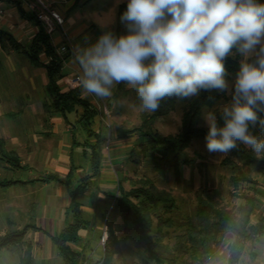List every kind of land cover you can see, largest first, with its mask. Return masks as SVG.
<instances>
[{
  "label": "rangeland",
  "instance_id": "1",
  "mask_svg": "<svg viewBox=\"0 0 264 264\" xmlns=\"http://www.w3.org/2000/svg\"><path fill=\"white\" fill-rule=\"evenodd\" d=\"M51 1L55 11L63 19V30L70 40L66 52L59 54L57 49L63 45L61 30L55 27V31L51 35L48 34L56 55L62 61L65 60L63 64L65 75L58 81L65 83L66 79L81 74L76 61L78 49L94 44L105 32L110 31L116 36L127 33V23L118 20L117 11L119 5L127 3L128 0H80L79 5L71 11L69 9L75 0ZM2 8L8 12L11 7L3 5ZM20 30L23 32L21 43L26 44L31 34L25 28ZM225 78L231 88L234 78L230 75H226ZM46 82L44 70L31 67L23 55L8 57L0 51V137L4 140L7 151L11 154L15 152L17 155L19 159L17 164L24 167L21 170H12L13 166L0 160V179L43 180L48 174L58 175L62 179L68 172L69 163L64 159L68 155L71 137L79 143L87 141V133L76 122V114H68L65 121L58 118L59 116L50 117L44 112L43 103L48 100L45 92ZM67 86V89L71 90L80 89L82 99L91 103L95 110V119L90 126L104 139L101 145V166L95 174L87 159L83 158L80 147L72 154L73 162L77 165L76 177H85L90 187L81 198L83 202L81 210L89 222V227L80 232L82 241L71 245L88 259L89 263L84 264L104 263L107 215L118 197L119 185L125 191L130 190V182L126 178L134 177L135 172L150 176L159 188L172 191L178 203L175 222L186 212H191L195 203L194 193L200 187H220V194L225 202L234 208L242 201L231 198L230 192L244 196L253 195L257 189L264 194V181L261 179L241 183L237 189L232 187L229 183L230 171L222 165L226 154L209 153L206 148V136L191 140L184 151V157L189 159L190 163L180 168L178 177L168 173H154L151 168L146 167L141 156L135 157L130 153L140 151L137 145L143 142V138L138 137L143 125L142 115L151 114L140 110L136 90L126 83H120L114 87L110 99L101 100L94 95L83 94L79 86ZM229 102L221 100L211 107L202 108L199 127L208 132L206 115ZM181 116V108L177 106L166 116L155 119L151 128L164 137L175 135L181 125ZM53 119L57 121H52ZM57 122H60V127H57L54 133L53 126L56 124L59 126ZM88 140L94 143L93 137ZM83 147L85 148V144ZM85 150L90 152L88 148ZM37 182L39 183L35 185L0 188V241L8 232V228L22 230L30 223L38 227L26 233L23 237L24 244L20 245V248L15 245L0 248V264H23L21 257L28 244L31 245L34 257L33 262L29 264H63L51 237L66 225L65 210L69 205V197L65 187L58 183L49 182L43 185V181ZM258 198L261 204L257 212H260L264 208V195H258ZM32 208L35 209L33 221L30 219L33 214ZM255 220L256 217H253V221ZM173 230L175 229H170V232ZM228 242L229 236L221 241L216 253L218 264H226L225 245ZM247 247L241 264H264V238L248 244ZM122 252V255L112 257L109 264H143L136 258V250L131 242L123 247Z\"/></svg>",
  "mask_w": 264,
  "mask_h": 264
},
{
  "label": "trees",
  "instance_id": "2",
  "mask_svg": "<svg viewBox=\"0 0 264 264\" xmlns=\"http://www.w3.org/2000/svg\"><path fill=\"white\" fill-rule=\"evenodd\" d=\"M75 0L69 11L79 5ZM23 19L37 27L34 37L26 44L18 42L10 33L0 30V49L3 52L22 53L35 66H42L47 75L45 92L48 96L43 104L45 113L50 116H61L66 119L68 114H76L77 124L87 133L85 148L86 159L94 174L99 171L102 161V136L91 128L95 119V110L91 103L82 99L80 89L61 91L58 84L62 73V60L51 44L50 36L36 16L22 9L19 0H9ZM260 3L262 0H258ZM127 3L118 7V20L126 11ZM45 54L49 63L43 65L40 55ZM242 57L233 49V55L225 61L226 75L236 79ZM234 83V82H233ZM233 85V84H232ZM221 100L231 101L230 94L219 91H201L198 96L182 99L176 96L161 101L157 111L150 115H142V127L138 137L143 138L137 147L140 151L130 152L132 156H141L146 167L154 173L172 174L179 176L180 168L190 163L184 157V151L194 138H203L207 131L199 127L202 108L211 107ZM180 106L182 111L181 125L175 135L162 136L152 130L155 119L166 116ZM258 115H264L259 114ZM145 129V130H144ZM259 134V127L254 130ZM264 135V134H262ZM94 138L90 143L89 138ZM0 160L13 167H18L19 161L15 152L7 151L4 140L0 137ZM135 163L136 160H135ZM222 165L230 171L229 183L237 189L241 183H251L258 179L264 181V154L257 155L249 148L238 142L237 148L226 154ZM76 166L71 165L64 178L50 174L43 182H55L65 187L69 197V205L65 210L66 225L60 232L51 237L53 246L63 264L89 263L82 252L71 247L79 244L82 239L80 232L89 227V222L83 216L81 198L87 193L89 181L85 177H76ZM136 174L129 180L130 190L125 191L119 185V194L109 211L107 224V242L105 244V261L109 264L112 257L122 255L123 247L128 242L135 248V256L143 264H218L217 250L221 241L229 236L225 245L226 264H241L247 251V245L264 238V208L258 195L262 192L255 190L253 195L239 196L229 193L231 198L242 201L237 207H230L220 194L221 188L200 187L194 193V206L191 212H186L175 222L178 211L177 200L171 190L159 188L153 178L145 174ZM23 183L22 181L0 179V188H9ZM25 183V182H24ZM35 207V206H34ZM30 219L35 220V209ZM253 217L256 220L253 221ZM119 222V226L116 224ZM9 226L11 224L9 223ZM31 229H38L34 223L26 224L22 230L8 228V232L0 241V248L15 245L23 246V237ZM170 229H175L170 232ZM21 245V246H20ZM31 245H27L21 262L32 263ZM137 264V263H136Z\"/></svg>",
  "mask_w": 264,
  "mask_h": 264
},
{
  "label": "clouds",
  "instance_id": "3",
  "mask_svg": "<svg viewBox=\"0 0 264 264\" xmlns=\"http://www.w3.org/2000/svg\"><path fill=\"white\" fill-rule=\"evenodd\" d=\"M126 34L103 33L78 49L83 94L101 100L120 83L134 88L141 111L201 91L227 92L231 101L209 112L206 148L227 154L238 142L264 154V3L258 0H128ZM242 59L233 85L226 59ZM259 127V134L254 130Z\"/></svg>",
  "mask_w": 264,
  "mask_h": 264
},
{
  "label": "crops",
  "instance_id": "4",
  "mask_svg": "<svg viewBox=\"0 0 264 264\" xmlns=\"http://www.w3.org/2000/svg\"><path fill=\"white\" fill-rule=\"evenodd\" d=\"M3 5H8L9 7H11L9 10H8V12H5L4 11V15L3 16H0V30H2V31H6V32H8V33H10L18 42H20L21 43V40L23 39V32H21V30L20 29H22V28H25L26 29V31L27 30H29V32H30V36L28 37V41L27 42H25V43H28L33 37H34V35H35V33L37 32V27L36 26H34V24L33 23H30V22H28L27 20H25V19H23L22 17H20V15L18 14V12L16 11V8H14L13 7V5L9 2V0H1L0 1V8H2V6ZM3 9V8H2ZM51 44H52V42H51ZM53 47H54V45H52ZM0 51H2L1 49H0ZM3 52V51H2ZM8 57H10L11 55H23L22 53H17V52H13V51H9V52H4ZM24 57H25V55H23ZM26 58V57H25ZM27 59V58H26ZM28 60V59H27ZM40 60H41V63L43 64V65H46V64H48L49 63V58L45 55V54H41L40 55ZM62 60V59H61ZM29 61V60H28ZM29 63H30V65H31V67H33V68H35V69H41V70H44V72H45V69H44V67H42V66H35V65H33L30 61H29ZM65 63V60L63 59V61H62V73H63V75H65V73L63 72L64 71V64ZM45 74H46V72H45ZM46 77H47V75H46ZM58 84H59V86H60V89H61V91H68V90H71V89H67L68 88V86L67 85H65V83L62 81L61 83L60 82H58ZM46 85H47V82H46ZM46 85H45V88H46ZM1 96V95H0ZM44 104V103H43ZM43 108V107H42ZM43 110H44V108H43ZM45 112V111H44ZM50 116V115H49ZM54 116H56V115H54ZM1 117H3V114H1ZM50 117H52V116H50ZM58 118H61L62 120H67V117H66V119L65 118H63V117H61V116H59ZM52 121H57V120H55V119H53ZM58 123V125L60 124V122H57ZM57 127H60V125L59 126H57V124L56 125H54L53 126V130H52V132H56L57 131ZM71 144H70V147H69V151H68V155H67V157L64 159V161H66V163H67V161H68V163H69V167H68V172H69V169H70V167H71V165H74V166H77V165H75V162H73L74 160H73V155L72 154H75V149L76 148H81V150H82V152H81V154H82V156H83V158L84 159H86L87 157H86V152H87V150H85L86 148H84L83 147V144H85L84 142H82V143H79V142H77V141H74L73 139H72V137H71ZM87 140V139H86ZM93 141V140H92ZM15 143H17L16 142V140H15ZM34 144V143H33ZM31 147H33V146H31ZM77 162V161H76ZM87 162H88V164H89V160H87ZM22 168H24L23 166H18V167H14V169H12V170H15V169H17V170H21ZM10 169V170H11ZM67 172V173H68ZM48 175H50V174H48ZM39 180V178H33L32 180H27V181H22L23 183H21V184H19V185H15V186H12V187H16V186H27V185H29V184H33V185H35L36 183H39V182H37ZM15 181H21V180H15ZM25 182V183H24ZM47 184H49V182H43V185H47ZM9 188H11V187H9ZM56 234V233H55Z\"/></svg>",
  "mask_w": 264,
  "mask_h": 264
},
{
  "label": "built area",
  "instance_id": "5",
  "mask_svg": "<svg viewBox=\"0 0 264 264\" xmlns=\"http://www.w3.org/2000/svg\"><path fill=\"white\" fill-rule=\"evenodd\" d=\"M1 1V0H0ZM20 7L25 11L36 16L37 20L43 25L47 34L51 35L55 31V27L61 30L63 45L57 49V53L63 54L67 50V44L70 40L63 30V19L60 14L55 11L53 1L51 0H19ZM4 15V10L0 8V16ZM80 75L66 79L65 83L70 86L77 87ZM102 264V262H100Z\"/></svg>",
  "mask_w": 264,
  "mask_h": 264
}]
</instances>
